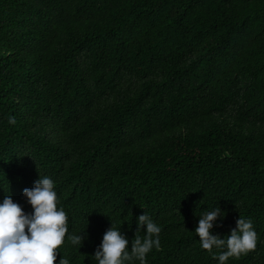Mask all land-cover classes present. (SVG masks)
<instances>
[{
    "label": "trees",
    "instance_id": "1",
    "mask_svg": "<svg viewBox=\"0 0 264 264\" xmlns=\"http://www.w3.org/2000/svg\"><path fill=\"white\" fill-rule=\"evenodd\" d=\"M40 174L89 233L56 264H96L111 219L131 246L145 211L148 264H217L194 229L218 204L214 232L258 234L227 264H264V0H0V200L31 211Z\"/></svg>",
    "mask_w": 264,
    "mask_h": 264
},
{
    "label": "clouds",
    "instance_id": "2",
    "mask_svg": "<svg viewBox=\"0 0 264 264\" xmlns=\"http://www.w3.org/2000/svg\"><path fill=\"white\" fill-rule=\"evenodd\" d=\"M8 121L15 124L16 116L10 115ZM23 195L32 206L31 211L14 201L11 194L0 200V264H56L66 237L80 251L89 233L87 228L69 231L68 214L63 206H58L56 182L51 176L40 174L32 187L23 189ZM226 216L227 209L219 204L210 207L198 215L194 229L201 248L217 258V264H227L230 257H239L257 247L258 234L250 217L239 214L230 232H214V225H221ZM161 231L162 226L145 211L136 217L135 235L129 246L127 233L111 219V226L91 258L96 264H131L134 260L148 264L147 254L154 247H161ZM58 264H71V260L63 254Z\"/></svg>",
    "mask_w": 264,
    "mask_h": 264
}]
</instances>
